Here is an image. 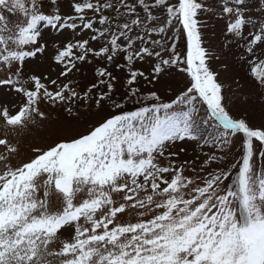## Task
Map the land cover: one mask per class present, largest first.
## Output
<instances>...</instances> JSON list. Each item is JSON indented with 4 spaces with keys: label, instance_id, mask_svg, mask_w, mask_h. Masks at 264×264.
<instances>
[{
    "label": "snow or ice",
    "instance_id": "obj_1",
    "mask_svg": "<svg viewBox=\"0 0 264 264\" xmlns=\"http://www.w3.org/2000/svg\"><path fill=\"white\" fill-rule=\"evenodd\" d=\"M217 4L228 21L225 47L242 50L264 89V0H74L71 14L58 0H0V89L17 98L0 99V264H264V123L233 117L225 106L201 35L200 17ZM176 23L186 57L177 35L168 43ZM45 26L80 37L51 44L56 78L26 71L49 52ZM121 54L125 63L115 67L128 75L119 97L107 67L83 88L64 82L92 59L113 64ZM149 60L153 78L186 71V89L168 102L155 91L141 96L138 77L151 80L134 64ZM77 102L108 114L85 131L62 125L57 139L37 142L45 108L72 117ZM198 105L220 129L213 149L223 153L241 135L239 166L221 167L226 154L215 151L191 161L169 151L198 139Z\"/></svg>",
    "mask_w": 264,
    "mask_h": 264
},
{
    "label": "rangeland",
    "instance_id": "obj_2",
    "mask_svg": "<svg viewBox=\"0 0 264 264\" xmlns=\"http://www.w3.org/2000/svg\"><path fill=\"white\" fill-rule=\"evenodd\" d=\"M74 0H58L60 11L62 14H71V4ZM175 2V0H172ZM206 4L211 0H201ZM216 11L213 13H204L200 19L204 26L201 28L203 46L211 55L209 64L212 70L217 73V82L222 85V94L224 96V103L226 108L230 111L233 117H241L247 119L252 124L259 126L264 123V89L255 86L254 80L251 77L250 66L241 59V49H238L235 45L225 47L226 44V25L227 19H221L218 11V4L214 6ZM176 23L175 27L166 35L169 37L168 43H172L171 37L178 32ZM44 33V40L49 42V52L45 55L38 56L32 59L26 64V71L34 72L39 75H49L52 78H56L61 71V66L56 65L51 59V44L53 42H59L63 44L66 41H74L80 38L74 36L71 30L65 29L62 32H57L54 29H50L47 26L41 29ZM247 31V28L245 29ZM178 36V35H177ZM186 37V34H185ZM84 38H90V34L84 35ZM159 38V37H157ZM178 50L182 57H186L187 44L184 43L183 35L180 37V41H176ZM93 47H98V44L93 43ZM259 55V53H257ZM218 57V59H217ZM264 58V57H262ZM91 59V57H90ZM124 64L123 54L116 58L115 63L108 64L103 59H92L91 64H84L80 66L81 70L77 73L70 74L64 82L68 80L80 82V88L96 80L95 71L101 67H107L109 71L115 75L118 80L116 83V95L119 97L124 94L127 85L126 79L128 75L127 68L118 69L115 64ZM182 68H186V64L181 65ZM134 70L143 71L146 76H149L151 83L138 77V82L135 85L140 88V95L147 96L150 92L155 91L158 95L168 102L173 99L175 95H178L182 90L186 89L189 84L190 75L186 71H180L177 68H171L167 70V74L158 78H153L152 73V61H136L134 64ZM103 89V86H101ZM79 91V89H77ZM0 99L15 101L17 98L15 94L8 93L6 89H0ZM129 102L126 108L132 107ZM198 111L193 114V125L196 130L198 139L177 141L171 145L169 151L178 152L179 160L191 161L195 157L203 158L204 153L215 151L217 155H224V159L220 162V166H227L231 169V165L238 164L244 153V148L241 140V135L237 134L232 137V143L226 146L221 153L217 149H213L211 141L214 140L220 129L217 128V122L211 115V112L207 110L206 106H199ZM48 113L49 119L44 122L43 129L40 130L41 140L39 143H47L57 139L61 134L58 129L62 125L70 126L74 132H82L91 127L97 121L102 120L107 114L108 109H97L94 105L88 104H73V116L67 117V114L63 112L60 107L45 108ZM70 121V125H69ZM205 140L209 141L208 145H205ZM30 138H26L22 148L27 149ZM183 149V151H181ZM174 159V158H173ZM257 168L260 166L259 157H256ZM167 163V160H164ZM187 175L191 173L186 172Z\"/></svg>",
    "mask_w": 264,
    "mask_h": 264
},
{
    "label": "trees",
    "instance_id": "obj_3",
    "mask_svg": "<svg viewBox=\"0 0 264 264\" xmlns=\"http://www.w3.org/2000/svg\"><path fill=\"white\" fill-rule=\"evenodd\" d=\"M177 30H178V32L176 33V35H178V43H179V41H180V37L183 35L184 43L187 44V38L185 37V34H184V32H183V29H182V26H181V25H178V26H177ZM136 106L138 107V105H136ZM133 107H134V106H132V107H128L127 109H133ZM243 155H244V153H243ZM243 155H242V157H241L240 159H238V164H237V166H239V165L242 163Z\"/></svg>",
    "mask_w": 264,
    "mask_h": 264
}]
</instances>
